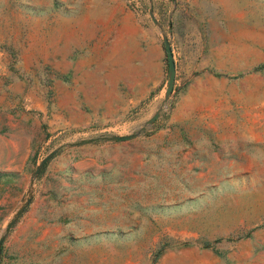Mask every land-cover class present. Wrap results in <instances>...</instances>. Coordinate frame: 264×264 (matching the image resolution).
Masks as SVG:
<instances>
[{"label":"rangeland","instance_id":"374dc122","mask_svg":"<svg viewBox=\"0 0 264 264\" xmlns=\"http://www.w3.org/2000/svg\"><path fill=\"white\" fill-rule=\"evenodd\" d=\"M0 264H264V0H0Z\"/></svg>","mask_w":264,"mask_h":264},{"label":"water","instance_id":"95a60500","mask_svg":"<svg viewBox=\"0 0 264 264\" xmlns=\"http://www.w3.org/2000/svg\"><path fill=\"white\" fill-rule=\"evenodd\" d=\"M164 47H165V51H166V55H167V64H168V86H167V94H170L172 92L173 89V85H174V80H175V73H176V67H175V62H174V58H173V54H172V50L170 47V44L168 42L167 39H164ZM51 156L48 155L46 156L41 164H43L47 159H49ZM13 223V222H11ZM11 223L9 224V226L11 225Z\"/></svg>","mask_w":264,"mask_h":264}]
</instances>
